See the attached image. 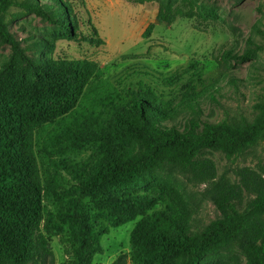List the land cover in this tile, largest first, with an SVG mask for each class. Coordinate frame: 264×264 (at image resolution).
Segmentation results:
<instances>
[{
    "label": "trees",
    "instance_id": "1",
    "mask_svg": "<svg viewBox=\"0 0 264 264\" xmlns=\"http://www.w3.org/2000/svg\"><path fill=\"white\" fill-rule=\"evenodd\" d=\"M56 1V9L37 4L25 8L56 23L64 36L76 38L69 7ZM175 2L161 0L157 20L164 21ZM12 5L11 0H0V38L13 51L7 72L0 73V264L53 263L49 238L64 228L73 241L71 262L65 264H95L94 257L103 254L101 237L107 234V229L96 227L95 208L106 211L114 227L143 216L130 234L129 254L113 264H205L209 255L230 246L239 249L245 264H264V177L243 168L236 171L237 182L225 176L216 179L215 166L207 158L216 152L239 156L257 145L264 138V105L252 121L211 123L202 118L196 97L186 95L181 104L190 117L168 125L177 113L152 89L140 85L124 97L107 81L91 85L99 70L94 61L25 57L3 22ZM253 54L228 51L223 56L246 61ZM229 82L234 84L233 79ZM41 131L49 158L45 180L37 155ZM88 144H109L115 150L80 173L75 165L55 158ZM166 165L210 184L220 217L201 231H191L178 219L161 212L146 215L140 202L123 199L150 187L155 171ZM59 167L76 177L73 190L58 192ZM96 196L104 199L95 208L83 202ZM47 198H55L59 210L45 219ZM64 198L69 200L64 203Z\"/></svg>",
    "mask_w": 264,
    "mask_h": 264
},
{
    "label": "rangeland",
    "instance_id": "2",
    "mask_svg": "<svg viewBox=\"0 0 264 264\" xmlns=\"http://www.w3.org/2000/svg\"><path fill=\"white\" fill-rule=\"evenodd\" d=\"M11 1L3 22L24 49L25 57L94 61L99 70L91 85L107 81L124 97L140 85L152 89L169 110L177 113L168 125H178L190 117L189 109L181 104L186 95L196 97L202 118L211 123L252 121L264 105V0H176L164 21L157 20L163 10L161 0H61L69 7L74 23L73 39L64 36L56 23L25 8L37 4L56 9V0ZM151 24L152 32L143 38ZM97 38L102 43L96 44ZM246 50L254 51L246 61L223 56L228 51L244 54ZM12 55V47L0 38V73L7 72ZM43 134H37V155L45 180L49 158L41 144ZM113 150L109 144H88L55 158L75 165L80 173ZM207 158L215 166L216 179L225 176L237 182L236 171L243 168L264 177V138L239 156L216 152ZM55 177L60 193L77 185L76 177L62 167ZM154 177L150 187L124 194L123 199L140 202L146 215L161 212L178 219L191 231H201L220 217L210 184H201L191 173L168 165L157 169ZM103 199L87 197L83 202L95 208ZM68 200L63 199L64 203ZM58 210L55 198L44 200L45 219ZM94 213L98 214L97 229H107V234L100 240L103 254L96 255L93 262L113 264L120 255L129 254L130 234L143 216L114 227L106 211L95 208ZM49 240L53 263L48 264L71 262L69 230L64 228ZM205 264H245V258L237 247L230 246L209 255Z\"/></svg>",
    "mask_w": 264,
    "mask_h": 264
}]
</instances>
